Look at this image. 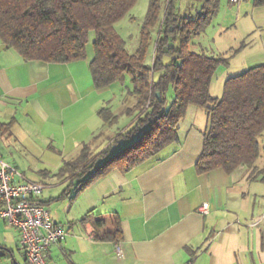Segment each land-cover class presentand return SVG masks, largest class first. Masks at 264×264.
<instances>
[{
    "label": "crops",
    "instance_id": "crops-1",
    "mask_svg": "<svg viewBox=\"0 0 264 264\" xmlns=\"http://www.w3.org/2000/svg\"><path fill=\"white\" fill-rule=\"evenodd\" d=\"M70 64L26 61L0 39V124L6 127L0 137L20 125L48 149L81 147L78 155L86 143L96 153L105 149L97 143L103 125L101 95L99 100L94 95L93 80L84 84L76 74L68 73ZM207 128L205 111L189 107L179 126L178 142L131 171L114 170L82 191L75 186L87 175L71 181L59 174L64 161L78 155L64 158L53 170H42L44 178L55 177L66 184L57 197L45 200L42 193L43 206L48 209L66 197H80L83 203L80 213L72 217L58 210L56 216L50 212L67 235L51 248L49 264H63L62 258H68V264H260L264 257V208L260 205L264 180L257 174L260 157L255 169L241 166L232 174L222 169L198 173L196 163ZM126 144L127 139L122 140V147ZM205 202L209 212L202 214L199 208ZM92 210L119 215V241L96 239L92 223L83 221ZM11 230L12 241L25 260L19 233ZM117 242L124 248L123 258L116 255ZM9 245V239L0 242V256L7 264H21Z\"/></svg>",
    "mask_w": 264,
    "mask_h": 264
},
{
    "label": "trees",
    "instance_id": "trees-1",
    "mask_svg": "<svg viewBox=\"0 0 264 264\" xmlns=\"http://www.w3.org/2000/svg\"><path fill=\"white\" fill-rule=\"evenodd\" d=\"M137 1L0 0V39L24 60H83L89 33L94 31V58L90 64L94 87L106 89L127 78L133 85L139 123L119 134L127 144L96 153L86 143L76 158L64 161L60 176L74 181L87 175L76 186L82 191L114 170L131 171L179 141L180 123L192 106L203 109L208 118L197 172L222 169L232 174L241 166L255 169L260 157L259 138L264 133V66L229 78L222 97L215 98L210 94L211 83L227 60L195 50L193 41L217 16L221 0H194L193 16L180 13L178 0H150L138 48L130 53L116 24ZM254 2L264 6V0ZM166 56L170 60L165 62ZM171 88L173 96L168 100ZM100 114L108 124L118 119L105 108ZM2 129L6 127L0 124ZM83 221L92 223L98 240L116 242L122 238L117 213L97 214L92 210Z\"/></svg>",
    "mask_w": 264,
    "mask_h": 264
},
{
    "label": "rangeland",
    "instance_id": "rangeland-1",
    "mask_svg": "<svg viewBox=\"0 0 264 264\" xmlns=\"http://www.w3.org/2000/svg\"><path fill=\"white\" fill-rule=\"evenodd\" d=\"M149 1L138 0L129 13L116 24V29L123 36L130 53H135L138 48L141 27L148 13ZM229 1L221 0L217 16L206 28L205 32L193 40L196 46L195 50H204L216 57L227 60L226 64L219 66L211 83L210 94L215 98L222 97L224 85L229 78L242 74L256 66H264V6L255 5L254 0H245L240 5L231 4ZM177 5L182 15L194 14V0H178ZM94 40L95 32L91 31L86 44V58L71 62V66L68 68V73L76 74L84 84L90 83V80L92 83L90 64L94 58ZM151 58L152 49L147 59L149 64L151 63ZM169 60V56L164 59L165 62ZM158 76L159 73H156L155 79ZM133 90L130 78H127L124 83L116 82L106 89L97 90L95 88L94 95L98 97V100L100 98L98 95H101L100 99H102V104L99 108V118L103 125H101L99 133L101 141L97 142L100 149L106 147L109 149L114 148L113 150H116L117 147L119 149L122 147V140L126 139L125 137L121 138L119 134L130 131L131 128L138 125L139 114L135 108L137 98ZM172 96L173 91L171 88L168 92V100L172 99ZM104 108L111 110V112L113 111L114 114L118 115V119L110 121L109 124L104 121L103 115L101 116L100 114ZM136 122L138 123L136 124ZM117 135L119 136L118 141H112ZM134 138L136 139V135H133V140ZM69 146V148L63 150L53 147L48 149L47 145L39 142L33 134H29L27 129L16 125L12 130L10 129L9 132L0 137V157L16 163L18 168L25 172L23 173L27 178L34 181L42 178L45 181L43 182L48 184L42 197L48 200L51 196L57 197L62 194L61 192L65 190L66 184L55 177L44 178L41 175V171L53 170L64 158L76 157L81 147L73 150L71 145ZM259 147L260 159L257 162L259 166L257 174L264 177V133L259 138ZM260 185L262 192L264 191V181H261ZM260 205L264 208V195L260 198ZM82 208L83 203L80 197L76 199L66 197L54 201L48 206V210L52 214L55 213V216L56 210H58L66 213L69 217L80 213ZM11 228L14 229L0 219V242L4 239H9V246L15 250L20 263L27 264L22 258V254L18 251L16 244L12 241ZM62 259L68 264V258ZM260 262V264H264V257ZM0 264H7V260L3 256H0Z\"/></svg>",
    "mask_w": 264,
    "mask_h": 264
},
{
    "label": "built area",
    "instance_id": "built-area-1",
    "mask_svg": "<svg viewBox=\"0 0 264 264\" xmlns=\"http://www.w3.org/2000/svg\"><path fill=\"white\" fill-rule=\"evenodd\" d=\"M243 1L230 0L235 5ZM45 188L44 182L26 179L16 166L0 158V219L18 231L27 264H49L51 248L67 235L64 225L55 222L39 201ZM199 211L207 214L209 204L203 203ZM115 252L119 258L124 257L120 242L115 243Z\"/></svg>",
    "mask_w": 264,
    "mask_h": 264
},
{
    "label": "water",
    "instance_id": "water-1",
    "mask_svg": "<svg viewBox=\"0 0 264 264\" xmlns=\"http://www.w3.org/2000/svg\"><path fill=\"white\" fill-rule=\"evenodd\" d=\"M157 95H158V97L160 96V94H159V93H158Z\"/></svg>",
    "mask_w": 264,
    "mask_h": 264
}]
</instances>
